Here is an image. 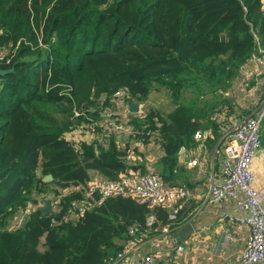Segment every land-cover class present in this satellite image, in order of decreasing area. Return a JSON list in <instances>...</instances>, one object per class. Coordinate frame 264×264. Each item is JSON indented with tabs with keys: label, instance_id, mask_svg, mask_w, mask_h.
<instances>
[{
	"label": "trees",
	"instance_id": "16d2710c",
	"mask_svg": "<svg viewBox=\"0 0 264 264\" xmlns=\"http://www.w3.org/2000/svg\"><path fill=\"white\" fill-rule=\"evenodd\" d=\"M0 49L11 58L0 68H15L0 76V264H114L152 211L116 196L73 220V202L93 172L179 184L181 149L197 145V131L217 143L231 126L224 119L238 115L226 93L264 57V0H0ZM156 89L171 110L130 112L129 138L106 126L116 91L140 104ZM86 129L94 141L69 138ZM138 142L161 144L152 169ZM45 198L57 201L50 215L36 207ZM180 215L172 223L162 208L157 218L173 228Z\"/></svg>",
	"mask_w": 264,
	"mask_h": 264
},
{
	"label": "crops",
	"instance_id": "0c3cea01",
	"mask_svg": "<svg viewBox=\"0 0 264 264\" xmlns=\"http://www.w3.org/2000/svg\"><path fill=\"white\" fill-rule=\"evenodd\" d=\"M258 68L253 61L249 68H242L241 76L226 93L234 100L236 110L240 111L230 123V129L224 132L219 141L210 142L212 139L209 138L213 134L206 130L204 132H207V137L196 139L198 143L195 147L181 149L179 163L184 169V175L179 184L185 185L189 194L181 202L179 224L166 229L168 224L157 218V213L162 208H155L153 212L157 227L145 236L139 235L140 238L130 239L135 242L130 250H127L126 243L123 242L125 258L117 264H140L144 254L155 251L157 242L160 244L161 253L155 256V264H230L244 250L249 236L248 227L234 219L247 215V212L240 209L232 199L210 203L206 197L212 181L221 178L223 161L228 158L229 147L236 142L232 135L233 125L256 114L263 101L264 85L261 88L262 83H259L263 78L259 77L258 84L251 86ZM131 103L136 102L113 100L112 109L114 105L119 108L118 111L114 110V117L122 124L126 125L132 119L129 114ZM125 128L128 131L124 133V137L129 138L133 134L129 131L131 127L126 125ZM69 138L75 142L80 139L92 142L96 139V134L91 129H86L69 134ZM261 138L262 146L258 149L253 169L256 174V187L264 190V122ZM138 145L152 169L164 154L161 144L150 142L144 145L138 142ZM192 160H197V164L190 166L188 163ZM92 178L102 177L93 172ZM262 203L264 205V197ZM177 244H183L185 249L178 251Z\"/></svg>",
	"mask_w": 264,
	"mask_h": 264
},
{
	"label": "built area",
	"instance_id": "2783aa9c",
	"mask_svg": "<svg viewBox=\"0 0 264 264\" xmlns=\"http://www.w3.org/2000/svg\"><path fill=\"white\" fill-rule=\"evenodd\" d=\"M8 50L0 49V60L10 62ZM253 62L259 68L257 74L264 73V57L254 55ZM130 95L124 90H118L115 93V100L127 103ZM106 126L115 133L124 135L128 131L124 124L120 123L114 113L108 109L105 112ZM264 122V99L254 115L236 123L232 128V135L235 143L228 149V158L223 161L221 178L213 180L206 200L210 203L223 202L228 199L235 201L237 206L245 210L247 215L238 217L234 220L248 227L249 236L246 246L235 261L230 264H264V205L262 203L264 190L256 187V174L253 169V163L258 149L262 146V128ZM130 133L132 129H129ZM207 137V132L197 131L195 139L202 140ZM140 144H142L140 142ZM130 158H135L133 154ZM190 166L196 165L197 160L188 163ZM80 187L68 188L61 193L66 194L73 189L78 191ZM189 194V190L184 185L171 186L164 183L161 178L153 172L143 174H124L117 180H108L104 178H92L84 192L83 198L73 202L72 214L69 216L73 220L79 219L87 210L100 206L107 198L116 196L132 197L141 203H146L152 211L148 215L147 230L143 236L147 235L154 227L156 216L154 209L161 207L169 213V219L172 223L178 221L181 202ZM31 209L23 211L15 226L19 227L26 219ZM171 228L167 225L166 229ZM130 234L135 236L137 229L132 228ZM135 244L133 240L126 242L127 250H130ZM125 247V248H126ZM178 251H183L185 246L177 244ZM161 253L160 244H155V251L143 255L140 264H155V256ZM126 251L123 250L117 254L114 264L119 263L125 258Z\"/></svg>",
	"mask_w": 264,
	"mask_h": 264
},
{
	"label": "rangeland",
	"instance_id": "374dc122",
	"mask_svg": "<svg viewBox=\"0 0 264 264\" xmlns=\"http://www.w3.org/2000/svg\"><path fill=\"white\" fill-rule=\"evenodd\" d=\"M258 73V72H257ZM257 73H255L256 75H255V77L258 75V76H260V75H262V74H257ZM261 79V78H260ZM259 83H262V86H261V88H263V83H264V81H263V79H261L260 81H259ZM264 99V98H263ZM129 101H127V103H128ZM117 104V103H116ZM132 104V103H131ZM139 106H141V113L140 114H142V115H144L145 113L147 114L148 113V111L151 109V108H154V109H160V110H162V111H169V110H171L172 109V105H171V103H170V98H169V94H168V92L165 90V89H156V90H153L152 91V93L150 94V96H149V98L147 99V100H145V101H143L142 103H137ZM121 105H127V104H121ZM128 106V105H127ZM130 108V107H129ZM117 110L118 111V109L119 108H117V106L116 105H114V109H112V107L110 108V110L114 113V110ZM128 109V108H127ZM128 111V110H127ZM238 111V113H239V111L240 110H237ZM115 114V113H114ZM228 118V120H226V119H224V123L225 122H227V124L229 123H231L232 122V120H231V115L230 116H227ZM222 119H223V117H222ZM225 125V124H224ZM45 199H47V198H45ZM43 200L44 199H42V202H39L37 205H36V207H41V206H43L44 204H43ZM50 200H52V203H53V210H52V212L51 213H53V211L57 208V201L56 200H54V198H50ZM35 208V207H34ZM16 218V217H15ZM15 220V219H14Z\"/></svg>",
	"mask_w": 264,
	"mask_h": 264
},
{
	"label": "water",
	"instance_id": "95a60500",
	"mask_svg": "<svg viewBox=\"0 0 264 264\" xmlns=\"http://www.w3.org/2000/svg\"><path fill=\"white\" fill-rule=\"evenodd\" d=\"M222 39L224 40L225 39V35H222ZM244 69V67H243ZM15 72V68L12 67V68H9V69H2L0 68V76H4L6 74H9V73H13ZM141 111V108L140 106L137 104V103H132L130 104V112L131 113H138ZM53 179V175L52 174H48L44 177V180L45 181H50ZM43 206H39V210H41L45 215H50L52 210H53V203H52V200L50 199H44L43 200Z\"/></svg>",
	"mask_w": 264,
	"mask_h": 264
}]
</instances>
